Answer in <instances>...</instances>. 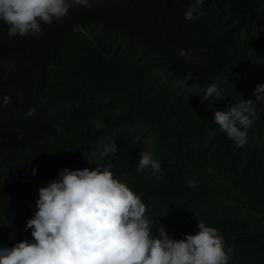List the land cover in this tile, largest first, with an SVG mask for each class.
<instances>
[{
	"label": "trees",
	"instance_id": "1",
	"mask_svg": "<svg viewBox=\"0 0 264 264\" xmlns=\"http://www.w3.org/2000/svg\"><path fill=\"white\" fill-rule=\"evenodd\" d=\"M192 3L93 0L37 36H9L0 21V247L33 239L38 189L59 170L111 164L153 235L180 239L203 221L232 249L229 264H264V103L241 147L214 121L264 83V0H204L185 20ZM213 82L220 99L204 97ZM141 151L161 180L136 172Z\"/></svg>",
	"mask_w": 264,
	"mask_h": 264
},
{
	"label": "clouds",
	"instance_id": "2",
	"mask_svg": "<svg viewBox=\"0 0 264 264\" xmlns=\"http://www.w3.org/2000/svg\"><path fill=\"white\" fill-rule=\"evenodd\" d=\"M93 0H0V21L8 25L9 36H37L42 24L61 20L69 7H91ZM204 0H193L185 20L196 19ZM181 56H190L180 50ZM261 54L252 57L261 61ZM258 66V65H255ZM262 74V73H261ZM261 74L255 79L259 80ZM191 74L187 77L189 80ZM225 89L219 82L207 86L205 98L220 99ZM255 100H241L228 111L217 110L214 121L237 147L247 142V130L258 119L257 105L264 103V83L253 89ZM10 97H3L7 105ZM35 115L29 109L26 117ZM99 128L100 124L97 123ZM112 142L102 156L116 153ZM147 170L157 180L163 178L161 162L151 153L139 152L137 173ZM33 168L31 175L34 176ZM190 188L196 181L188 182ZM36 210L25 225L32 240L12 247H0V264H229L232 249L213 226L198 221L195 234L173 238L162 226L153 235L154 224L146 216V206L130 187L117 178L112 165L93 169L58 171L57 177L39 187Z\"/></svg>",
	"mask_w": 264,
	"mask_h": 264
}]
</instances>
